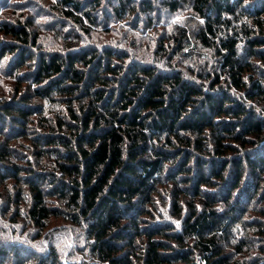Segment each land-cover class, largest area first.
<instances>
[{
  "label": "trees",
  "instance_id": "16d2710c",
  "mask_svg": "<svg viewBox=\"0 0 264 264\" xmlns=\"http://www.w3.org/2000/svg\"><path fill=\"white\" fill-rule=\"evenodd\" d=\"M115 1L104 20L136 14ZM162 3L189 13L153 49L128 29L100 40L102 0H54L43 30L0 22V196L17 234L0 264H264V0Z\"/></svg>",
  "mask_w": 264,
  "mask_h": 264
},
{
  "label": "rangeland",
  "instance_id": "374dc122",
  "mask_svg": "<svg viewBox=\"0 0 264 264\" xmlns=\"http://www.w3.org/2000/svg\"><path fill=\"white\" fill-rule=\"evenodd\" d=\"M103 1V8L101 11H99V18L100 20H103L104 22L102 24H99L97 26V35H100V40L104 38V42H114V40H117V37L122 36V30L128 29L132 31V36L135 37V40H138L140 38H143L144 40H151L150 49L154 48L153 44L156 42V40L159 37V33H171V28H174L175 26H179L185 23V16L189 13L187 7H179L175 11H170L168 8H166L162 0H148L149 3H152V10L149 12H146L145 10H142L141 7H139V0H132V5L136 7V14H131L127 19L125 20H119L114 13L113 15L110 14V17L106 21L104 20V14L105 11L109 12V8L113 9V5L116 3L115 0H102ZM54 0H0V22L3 21H10L12 22L16 18L20 17L21 19H24L25 17H32L34 20V24L42 27L41 30H43L46 25L53 24L58 17H60V12L56 11L53 7ZM68 21L67 29H75L78 31H81L82 28L79 27L78 22L75 20ZM150 22V23H148ZM57 24V23H55ZM54 24V25H55ZM56 26V25H55ZM59 29V27L57 26ZM105 28L110 29L109 32L105 30ZM45 31V30H44ZM120 33L121 36L116 34ZM82 36V35H81ZM83 39H88L86 35L82 36ZM0 40L7 41L8 37L3 36L0 33ZM97 44H103V43H97ZM52 44H45V48L49 49ZM133 45V43H132ZM126 49L133 51V46L130 47L128 45L125 46ZM137 48V47H135ZM131 51V52H132ZM135 52V50H134ZM207 67L209 69L216 66V59L211 55V58L209 60H206ZM192 66V65H191ZM185 68L184 66H181ZM5 67L4 63L2 62L0 65V72H4ZM6 83V80L4 77L0 76V85H3ZM261 110V108H258ZM26 144V143H25ZM18 151L20 152L19 146ZM22 151V150H21ZM3 196H0V236L2 238H11L16 237V235H12V221H10L9 217L14 214L16 216L15 212V206L9 205V208L4 207L3 210ZM171 217V215H168ZM20 218L14 219L15 224H20ZM61 220H56L53 222V225H55L54 228H51L50 234L53 232V237L57 238L59 241L61 235H62V228L63 224L61 225ZM21 225V224H20ZM52 225V223L50 224ZM49 225V226H50ZM57 225V226H56ZM18 226V225H16ZM17 229V228H16ZM56 230V231H55ZM264 259V258H263Z\"/></svg>",
  "mask_w": 264,
  "mask_h": 264
}]
</instances>
